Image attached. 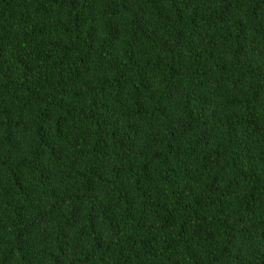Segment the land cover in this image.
I'll return each instance as SVG.
<instances>
[{"label":"trees","instance_id":"16d2710c","mask_svg":"<svg viewBox=\"0 0 264 264\" xmlns=\"http://www.w3.org/2000/svg\"><path fill=\"white\" fill-rule=\"evenodd\" d=\"M0 264H264V0H0Z\"/></svg>","mask_w":264,"mask_h":264}]
</instances>
